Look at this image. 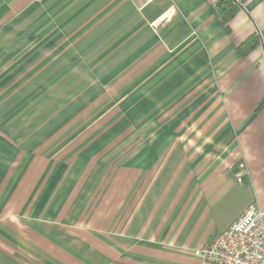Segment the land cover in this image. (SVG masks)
<instances>
[{
	"label": "crops",
	"instance_id": "obj_1",
	"mask_svg": "<svg viewBox=\"0 0 264 264\" xmlns=\"http://www.w3.org/2000/svg\"><path fill=\"white\" fill-rule=\"evenodd\" d=\"M220 1L0 0V264H204L264 211V0Z\"/></svg>",
	"mask_w": 264,
	"mask_h": 264
},
{
	"label": "built area",
	"instance_id": "obj_2",
	"mask_svg": "<svg viewBox=\"0 0 264 264\" xmlns=\"http://www.w3.org/2000/svg\"><path fill=\"white\" fill-rule=\"evenodd\" d=\"M237 178L242 181L241 175ZM194 254L204 264H264V211L249 205L224 232Z\"/></svg>",
	"mask_w": 264,
	"mask_h": 264
},
{
	"label": "trees",
	"instance_id": "obj_3",
	"mask_svg": "<svg viewBox=\"0 0 264 264\" xmlns=\"http://www.w3.org/2000/svg\"><path fill=\"white\" fill-rule=\"evenodd\" d=\"M216 12L218 18L225 28V30L230 33V23L236 17L239 12V6L236 0H221L217 7ZM262 40L258 34L251 35L245 42L238 46V53L241 57L249 56L254 50H256ZM264 105V102L258 107L261 108Z\"/></svg>",
	"mask_w": 264,
	"mask_h": 264
}]
</instances>
